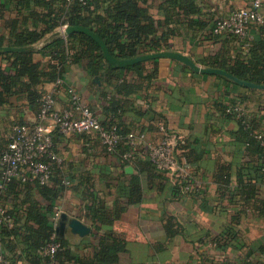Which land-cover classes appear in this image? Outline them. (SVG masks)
<instances>
[{"label": "crops", "instance_id": "crops-1", "mask_svg": "<svg viewBox=\"0 0 264 264\" xmlns=\"http://www.w3.org/2000/svg\"><path fill=\"white\" fill-rule=\"evenodd\" d=\"M30 1L27 7L26 0H0V38L7 41L33 28L30 10L45 9ZM59 1L54 0V5ZM165 1L149 0L142 6L160 21L165 20L166 9L179 11L178 21L164 25V31L173 32L170 50L189 56L201 67L231 65L250 56L253 43L210 34L216 19L248 7L251 0H194L187 11L184 7L175 11ZM247 40L262 46L264 26L252 25ZM39 59L48 62L51 57ZM61 77L64 84L59 89L54 80L41 86L43 96L55 92L57 108L68 106L65 86H71L103 124L113 117L114 101L119 105L115 117L124 130L145 137L136 158L128 162L120 152H108L96 136L56 134L60 160L54 174L64 186L58 196L50 199L36 183L17 181L0 196V205L14 204L22 223L30 199L45 210L52 207L50 222L59 208L61 216L79 218L91 228L81 236L67 226L63 238L76 259L50 264H92L100 235L110 232L125 242L117 264H264V171L257 168L259 155L241 133L239 120L225 113L226 106L242 105L264 130V89L196 72L168 57L147 61L142 72L116 70L111 75L105 68L100 76L90 72L87 61L71 60ZM39 112L24 99L0 106V151L8 144L12 125L35 123ZM163 123L180 138L178 156L188 164L191 192L176 188L171 176L157 170L145 151L146 145L161 138ZM56 187L57 183L52 186ZM90 208L106 210L108 215L120 213L110 221L93 219ZM230 230L237 233L233 239L226 236ZM12 264L29 262L23 258Z\"/></svg>", "mask_w": 264, "mask_h": 264}, {"label": "trees", "instance_id": "trees-1", "mask_svg": "<svg viewBox=\"0 0 264 264\" xmlns=\"http://www.w3.org/2000/svg\"><path fill=\"white\" fill-rule=\"evenodd\" d=\"M148 1L60 0L55 6L54 0H35V4L42 9L44 8L45 11L39 12L36 8L30 10L28 18H30L33 28L23 29L11 35L7 41L5 38H0V47H31L38 45L34 49L0 53V106L6 103L12 104L15 99H24L31 106L38 107L41 110L43 99L41 86L46 81L62 79L61 72L71 60L87 61L90 72L96 76H100L105 68H108L111 75L116 70L142 72L145 63L149 60L126 67H118L106 60L98 42L89 35L81 32H74L66 37L53 34L63 24L87 27L106 43L114 56L123 59L135 58L146 53L170 50L169 37L173 32L164 31V25L178 21L180 13L176 9L184 7L187 11V7H194V0L185 3L182 0H166L164 4L175 9L176 12L164 9L165 13L167 11L164 21L154 18L149 13L148 8L142 6V4H147ZM30 4L31 1L26 0V6L31 7ZM214 26L210 34L214 38L227 36L237 40L240 39V42H251L254 45L248 58H240L231 65L224 62L216 63L212 67L226 70L245 81L264 84V43L262 47L251 40L242 39L236 35L216 34L214 33ZM46 56H50L51 60L42 62L39 59V57L44 58ZM233 107L235 106H226L225 113L239 120L241 133L246 138L247 143L256 148L259 155L260 161L257 168L264 171V147L257 137L258 133L264 132V130L259 129L254 120L247 116L246 113L239 115L228 110ZM110 110L113 113V117L108 123L104 124L106 126L116 125L124 136L132 132L124 130L115 117L119 111V105L112 101ZM9 141L8 136V144ZM129 150L130 146L124 139L119 144L116 152H120L123 157V154ZM181 157L179 159L180 163L183 159ZM127 161L129 162L130 160ZM55 164L52 166L53 182L51 185H42L37 181L22 182L13 180L7 183L4 189L0 190V196L3 198V193L8 186L17 181L20 184L36 183L46 197L50 199L56 198L64 186L59 185L60 181L55 178ZM56 183L58 188L53 189L52 186ZM186 183L182 182L175 184V186L181 191L183 190L182 184ZM26 202L25 223L21 222L20 215L15 216V206L12 204L11 208H8V212L13 218L12 224L4 223L0 227L2 250L4 257L9 260V264L16 263L23 258L29 264H50L56 260L65 263L76 259L71 255L67 239L60 236L57 233V229L54 228L53 222L49 221L52 207H48L45 210L30 199L26 200ZM95 208H90V215L93 219L99 218L110 221L118 217L120 213V210H116V214L112 212L111 215H108L106 210L99 212ZM53 232L56 234V239L61 242L62 248L53 257L43 256L41 247L46 244ZM236 235L237 233L231 230L226 233L228 239H233ZM123 251H125V242L118 240L114 233L101 234L98 251L91 263L117 264Z\"/></svg>", "mask_w": 264, "mask_h": 264}, {"label": "built area", "instance_id": "built-area-1", "mask_svg": "<svg viewBox=\"0 0 264 264\" xmlns=\"http://www.w3.org/2000/svg\"><path fill=\"white\" fill-rule=\"evenodd\" d=\"M264 0H251L248 7L234 9L228 16L216 19L214 33L231 34L239 38H249L250 27L254 24H264L262 7ZM68 24H63L58 31L65 32ZM66 37V36H65ZM64 84L62 79L55 81L57 89ZM68 93L69 103L67 107H56L55 92L43 96L38 121L35 123H15L9 134L8 146L0 152V190L13 180L22 182L37 181L42 185H51L53 178V164L58 162L59 156L55 150V135L70 136L73 134H84L96 136L104 148L110 152H116L119 144L126 139L130 150L123 154L127 160H134L138 149L143 144L144 133L134 131L124 136L116 125L106 126L101 122L96 112L87 104L83 103L79 93L71 86H65ZM230 112L243 115L245 113L242 105L228 109ZM49 120L48 123L45 121ZM161 138L155 143L145 146V151L157 170L171 176L175 184H182L184 192L193 190V182L188 177V164L180 163L178 146L180 138L171 132L166 124L160 125ZM264 147V132L257 136ZM69 183V181H66ZM61 217V210L56 208L52 222L57 229ZM13 222L8 208L0 205V227ZM62 244L56 239L53 232L41 247L43 256L53 257ZM0 264H9L4 257L0 241Z\"/></svg>", "mask_w": 264, "mask_h": 264}, {"label": "water", "instance_id": "water-1", "mask_svg": "<svg viewBox=\"0 0 264 264\" xmlns=\"http://www.w3.org/2000/svg\"><path fill=\"white\" fill-rule=\"evenodd\" d=\"M74 32H81L89 35L92 37L94 40L98 42L100 47L102 48L103 54L106 58V60L118 67H126L133 65L135 63L141 62V61H146V60H151V59H159L162 57H168L172 58L175 60H178L180 62H183L184 64L188 65L192 70L196 72H202V73H213V74H218L225 76L226 78L240 84L243 86L251 87V88H256V89H264V84H255L249 81L242 80L230 72L220 69V68H214V67H201L199 66L192 58L189 56L173 51V50H164V51H159V52H152V53H146L139 55L135 58H130V59H123V58H118L114 56L109 48L107 47L106 43L91 29L83 26H68L65 30V32H60L56 31L53 35H63V36H68L71 33ZM27 49H34L33 46L31 47H0V53L1 52H8V51H24ZM129 171L131 168H127ZM67 226H69L72 230V232L79 234L81 236H85L91 232V228L84 223L82 220L79 218L73 217L69 218L68 214L63 213L60 219L59 226L57 227V233L60 236H64V233L67 229Z\"/></svg>", "mask_w": 264, "mask_h": 264}]
</instances>
